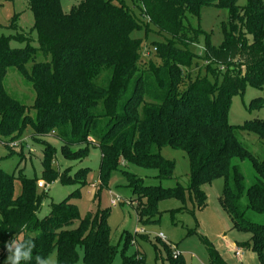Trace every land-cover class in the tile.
I'll return each instance as SVG.
<instances>
[{"label": "trees", "instance_id": "trees-1", "mask_svg": "<svg viewBox=\"0 0 264 264\" xmlns=\"http://www.w3.org/2000/svg\"><path fill=\"white\" fill-rule=\"evenodd\" d=\"M29 5L39 47H11L12 40L28 43V34L0 36V142H17L30 130L32 140L44 146L43 171L41 179L22 173L16 177L2 170L0 160V264H6L5 245L15 237L34 241L33 264L36 255L49 257L54 250L57 264H77L80 252L83 264H115L119 248L111 243L109 212L81 217L73 203L91 169H79L73 176L61 173L54 166L56 149L44 142L51 136L61 142L67 161H82L91 149H99L101 186L120 175L125 183L117 188L131 191V205L143 226L158 222L159 205L167 200L182 204L172 215L188 211V197L194 209H204L203 186L222 178L221 207L233 228L250 234L253 250L261 253L264 224L253 218L264 216V159L249 151L237 132L255 134L264 146V120L233 126L228 112L233 98L243 97L248 88L264 90V2L247 0L239 6L238 0H134L129 7L127 0H82L69 13L61 0H29ZM207 8L227 12L219 45L213 42L214 32L201 27ZM151 27L163 40L152 42L146 56L144 41L131 34L148 33ZM38 53L50 60L37 62ZM11 70L32 86V106L7 91ZM251 106L263 108V99ZM164 147L187 154V188L146 185L129 170L135 165L157 171L159 181L173 179L176 164L162 156ZM244 162L254 174L249 186L241 170ZM16 180L21 183L18 197ZM40 180L79 188L52 203L41 219L48 195L38 191ZM124 236L122 264H144L142 253L127 252L138 240H148L147 235ZM202 241L211 263L226 264L207 239ZM165 250L169 264H182L169 246Z\"/></svg>", "mask_w": 264, "mask_h": 264}, {"label": "rangeland", "instance_id": "rangeland-1", "mask_svg": "<svg viewBox=\"0 0 264 264\" xmlns=\"http://www.w3.org/2000/svg\"><path fill=\"white\" fill-rule=\"evenodd\" d=\"M81 1L61 0L64 13H69L71 8ZM262 1L264 2V0ZM132 2L134 0H127V5L132 7ZM246 3L247 0H238L239 6H245ZM226 18L227 12L224 10L213 8L203 10L201 27L206 32H214L213 42L216 45H219L223 40L221 25ZM12 22L15 23L10 28ZM34 24L35 19L30 9L29 0H0V36L29 35L28 43L12 40L10 43L12 48H25L27 44L33 48L39 47L38 35L34 30ZM193 25L198 26L195 20H193ZM152 30L153 28L151 27V31L148 33L142 30L131 34L133 38H139L144 41L146 49L144 54L146 56H149V47L152 42L163 40L162 37ZM197 53L202 54L200 48L197 49ZM49 60L50 57L45 58L41 53H38L36 58L37 62ZM31 66L32 63L28 64L29 69ZM5 85L9 94L22 104L28 107L33 105L35 92L32 86L18 72L11 70L7 75ZM257 98H262L264 104V90L257 91L256 89L248 88L243 97L235 96L228 112L229 123L233 126H242L249 120H264V107L257 109L251 106V102ZM237 137L256 157L260 160L264 159V146L258 141L255 134L238 131ZM44 142L56 149L54 166L61 173L68 171L70 176H73L79 169H91L85 177L86 185L79 189V196L73 200V203L78 208L81 217H85L89 212L95 213L98 210L109 212L107 223L111 232V243L119 248L115 264H122V249L126 233L147 235L148 240H138L137 246L132 245L127 252V255L130 256L137 252L142 253L145 256L144 264H169L165 245L172 250L175 248L181 253L179 262L182 264H216L211 263L207 247L204 245L202 238L207 239L214 246L226 264H264V249L261 253L253 250L252 236L234 229L229 215L221 207L220 201L224 186L222 178H218L211 184L203 186L207 203L204 209H194L188 197V211L172 215L170 211L181 208L182 204L174 199L167 200L159 205L162 215L158 222L150 226H143L137 221L135 210L131 205V191L128 188L121 190L117 188L118 185L125 183L120 175L112 177L107 187L101 186L98 173L101 161L99 149H91L89 156L82 161L71 162L63 158L60 152L62 145L60 141L51 136L45 138ZM6 146L0 142L1 168L4 172L15 174L16 177L19 173H22L28 179L42 178L44 146L32 140V132L30 130L26 131L22 139ZM161 154L176 164L175 177L173 179L159 181L155 179L157 171L135 165H130L129 170L143 177L146 185H161L165 188H172L180 184L187 188L191 172L187 154L182 149L170 147H164ZM241 170L246 177L247 185H251L254 174L250 163H242ZM14 187L15 197H18L21 194L20 181L16 180ZM78 188L77 185H63L59 181L48 185L46 189L38 188L40 193L46 191L48 195L43 202L39 218L43 219L49 213L52 203L61 202ZM110 190L122 198V202L117 207L111 205L113 197ZM192 210H194V213H192ZM253 219L264 224V216H255ZM190 231L194 233L190 235ZM160 233L165 236L166 239L164 241L157 238ZM239 244L246 246L238 247ZM237 249L243 252L242 256H236ZM49 257L53 258L57 264V250H54ZM77 264H83L82 252H80V260Z\"/></svg>", "mask_w": 264, "mask_h": 264}, {"label": "clouds", "instance_id": "clouds-1", "mask_svg": "<svg viewBox=\"0 0 264 264\" xmlns=\"http://www.w3.org/2000/svg\"><path fill=\"white\" fill-rule=\"evenodd\" d=\"M5 247L8 252L6 264H33V240L15 237ZM34 264H56V261L51 257L36 255Z\"/></svg>", "mask_w": 264, "mask_h": 264}, {"label": "built area", "instance_id": "built-area-1", "mask_svg": "<svg viewBox=\"0 0 264 264\" xmlns=\"http://www.w3.org/2000/svg\"><path fill=\"white\" fill-rule=\"evenodd\" d=\"M38 187L41 188V189H46L48 187V185H46L43 181H40L38 183ZM112 194V201H111V205L113 207H117L121 202H122V198L117 195V194H114V192H110ZM158 239L164 241L166 238L165 236L160 233L158 236H157ZM243 252L240 250V249H237L236 251V256H242ZM172 256L174 259H177L181 256V253L177 250V249H173V252H172Z\"/></svg>", "mask_w": 264, "mask_h": 264}, {"label": "crops", "instance_id": "crops-1", "mask_svg": "<svg viewBox=\"0 0 264 264\" xmlns=\"http://www.w3.org/2000/svg\"><path fill=\"white\" fill-rule=\"evenodd\" d=\"M110 192H112V191H110Z\"/></svg>", "mask_w": 264, "mask_h": 264}]
</instances>
